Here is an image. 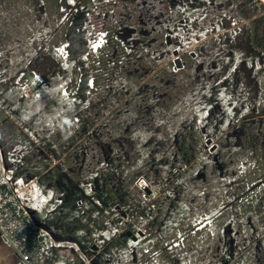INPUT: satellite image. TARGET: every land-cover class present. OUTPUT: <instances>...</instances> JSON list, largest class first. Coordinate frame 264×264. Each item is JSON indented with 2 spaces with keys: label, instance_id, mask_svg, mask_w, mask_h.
Returning <instances> with one entry per match:
<instances>
[{
  "label": "rangeland",
  "instance_id": "374dc122",
  "mask_svg": "<svg viewBox=\"0 0 264 264\" xmlns=\"http://www.w3.org/2000/svg\"><path fill=\"white\" fill-rule=\"evenodd\" d=\"M59 4L0 0V99L33 173L70 203L48 224L87 249L114 221L123 264H264V53L247 58L240 34L251 5ZM41 53L61 68L38 86L29 64ZM184 53L186 73H165ZM165 77L184 88L168 112ZM106 191L110 214L97 215Z\"/></svg>",
  "mask_w": 264,
  "mask_h": 264
},
{
  "label": "built area",
  "instance_id": "2783aa9c",
  "mask_svg": "<svg viewBox=\"0 0 264 264\" xmlns=\"http://www.w3.org/2000/svg\"><path fill=\"white\" fill-rule=\"evenodd\" d=\"M255 2L264 7V0ZM99 41V44L103 43L100 38ZM32 73L35 83L42 85L44 80L34 71ZM14 117L16 120L19 118L9 109L7 101L0 99V235L15 251L19 264L127 262L121 257L127 251V245L109 251L106 249L120 236L114 221V224L102 222L103 231L113 230L112 233L109 237L99 235L97 244L88 246L87 249L73 240V237L61 235V232H57L48 224L49 221L55 220L61 211L67 209L65 193L42 185L33 173L27 159L30 150L21 141L18 127L12 125ZM7 120L8 122H5ZM76 127L80 128L79 125ZM98 202L101 203L99 200ZM87 212L96 217L92 209H87L83 212L87 217L85 223L95 224L96 221L88 217ZM104 214L110 213L102 207L97 215ZM78 231V235L83 234V229Z\"/></svg>",
  "mask_w": 264,
  "mask_h": 264
},
{
  "label": "trees",
  "instance_id": "16d2710c",
  "mask_svg": "<svg viewBox=\"0 0 264 264\" xmlns=\"http://www.w3.org/2000/svg\"><path fill=\"white\" fill-rule=\"evenodd\" d=\"M73 1H77L78 0H73ZM173 0H163L164 4H168ZM247 2L251 5L252 10L247 11V9L244 8L245 5H241L239 7L240 9V13L242 14V17L246 20H248V24L243 25V27L240 29V34L245 37L251 44V49H254L255 52L253 53H249L246 57L250 58V60L252 59H257L258 54L259 53H264V14L261 17H256V15H258L259 10H258V4L255 2V0H247ZM57 7H60L59 4V0H57ZM262 11H264V8H261ZM244 11V12H243ZM261 12V11H260ZM190 55L188 56L187 53H184L183 55H180L177 59H172L169 60L165 66H164V72L168 74V71H171L175 74H183L186 73V66L190 60ZM54 58H52L51 54H45V53H41L34 61H32L29 64V68L34 71L35 73H37L43 80L44 82H47L54 74L57 70H59L61 68L60 63H57L53 60ZM184 61V62H183ZM96 63V62H95ZM100 64V63H99ZM182 67L184 68L183 70ZM169 78L165 77V86L166 89L168 90V98L170 99L169 105L168 107H165V111H169L170 109H172L174 107L175 102H177V99H175V95H177L178 97H180V92H182L184 90L183 85L181 84V81H176V82H172V83H168ZM92 84H97V78H93L92 79ZM192 84V81H191ZM188 86V85H186ZM194 86V85H191ZM177 90V93H174L172 90ZM173 104V105H172ZM262 114L264 113V108H262L261 110ZM91 118L87 119V123L91 122ZM113 170H115L112 167V164L110 166ZM116 171V170H115ZM114 171L110 172H103L102 175L100 176L99 173H96V181H100L103 180L102 178L104 177V180L107 179H113V173ZM113 173V174H112ZM100 176V178H99ZM97 188L94 186V189ZM96 191V189H95ZM63 192V191H62ZM106 196L105 199H103L101 196L98 197V200L100 202H102V207L103 210H109L111 209V203L109 204V202L111 201L110 199V194L109 191H106ZM109 204V205H108ZM113 204V203H112ZM70 203L68 201H66V207H69ZM127 214V213H126ZM127 216V215H126ZM90 221H92V219H89ZM77 222L80 225V228H85L83 224H81L78 220ZM127 245V242L125 240V238L123 236H118L117 238L114 239L113 242H111L106 249L109 251L112 248H122L125 247Z\"/></svg>",
  "mask_w": 264,
  "mask_h": 264
},
{
  "label": "crops",
  "instance_id": "0c3cea01",
  "mask_svg": "<svg viewBox=\"0 0 264 264\" xmlns=\"http://www.w3.org/2000/svg\"><path fill=\"white\" fill-rule=\"evenodd\" d=\"M0 264H19L13 248L0 235Z\"/></svg>",
  "mask_w": 264,
  "mask_h": 264
}]
</instances>
